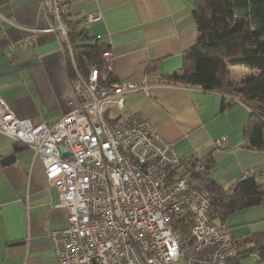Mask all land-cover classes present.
Here are the masks:
<instances>
[{
    "label": "crops",
    "instance_id": "0c3cea01",
    "mask_svg": "<svg viewBox=\"0 0 264 264\" xmlns=\"http://www.w3.org/2000/svg\"><path fill=\"white\" fill-rule=\"evenodd\" d=\"M194 4L65 0L63 21L66 26L78 23L109 45L115 80L140 87L124 96L123 108L106 105L109 120L151 121L180 156L211 158L209 178L225 190L257 170L263 184L264 150L249 148L243 136L250 109L237 102L223 110L222 94L163 80V75L182 68L184 53L198 40ZM96 13L101 19L86 24ZM26 38H34V44L20 46ZM63 39L60 32L51 31L39 0H0V96L19 118L53 124L74 107ZM13 154V163H2ZM33 155L30 148L0 133V264H56L47 234L67 226V211L54 206L58 191L51 184L46 187L42 165L33 162ZM226 223L239 252L246 251L251 247L247 239L264 236V200L232 213ZM241 264L264 261L249 253Z\"/></svg>",
    "mask_w": 264,
    "mask_h": 264
},
{
    "label": "built area",
    "instance_id": "2783aa9c",
    "mask_svg": "<svg viewBox=\"0 0 264 264\" xmlns=\"http://www.w3.org/2000/svg\"><path fill=\"white\" fill-rule=\"evenodd\" d=\"M39 1L69 51L74 107L53 124H34L0 96V133L33 151L46 187L58 191L54 206L67 211V226L47 234L56 264H228L238 255L230 227L209 222V194L197 179L207 163L180 156L147 119L109 120L106 105L123 108L124 96L140 87L101 86L96 69L80 74L63 21L65 0ZM100 19L92 14L86 24ZM102 58L111 72L112 52Z\"/></svg>",
    "mask_w": 264,
    "mask_h": 264
},
{
    "label": "trees",
    "instance_id": "16d2710c",
    "mask_svg": "<svg viewBox=\"0 0 264 264\" xmlns=\"http://www.w3.org/2000/svg\"><path fill=\"white\" fill-rule=\"evenodd\" d=\"M62 15L66 20L65 10ZM193 17L198 40L184 53L182 68L163 75V80L218 92L225 98L223 110L237 102L246 105L251 113L243 130L244 139L249 148L264 150V0H195ZM67 29L79 73L88 77L96 69L99 85L115 82L102 58L103 53L110 50L109 45L91 36L78 23L67 22ZM77 39H81L80 44ZM67 60L68 71L73 75L68 53ZM241 70H249V73L237 80L236 74ZM194 160L207 163V169L197 179L209 194L210 223L226 222L232 213L263 203L264 183H260L253 172L225 190L209 178L213 167L211 158ZM246 243L251 247L241 252L236 244L238 255L228 264H241L242 257L249 253L258 254L264 261V236H252Z\"/></svg>",
    "mask_w": 264,
    "mask_h": 264
},
{
    "label": "water",
    "instance_id": "95a60500",
    "mask_svg": "<svg viewBox=\"0 0 264 264\" xmlns=\"http://www.w3.org/2000/svg\"><path fill=\"white\" fill-rule=\"evenodd\" d=\"M14 149H17L16 147H14ZM70 152H65L64 153V157H70ZM15 161V155L13 154V155H10V156H8V157H6V158H4L3 160H2V163L3 164H5V165H7V164H11V163H13ZM21 243V242H20ZM23 243V242H22Z\"/></svg>",
    "mask_w": 264,
    "mask_h": 264
},
{
    "label": "rangeland",
    "instance_id": "374dc122",
    "mask_svg": "<svg viewBox=\"0 0 264 264\" xmlns=\"http://www.w3.org/2000/svg\"><path fill=\"white\" fill-rule=\"evenodd\" d=\"M249 73V70H241L237 75L236 79H241ZM183 263V261H182Z\"/></svg>",
    "mask_w": 264,
    "mask_h": 264
}]
</instances>
